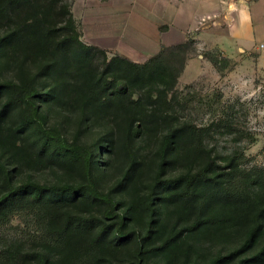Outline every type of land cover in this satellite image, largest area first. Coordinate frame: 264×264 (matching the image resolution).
Returning <instances> with one entry per match:
<instances>
[{"label": "trees", "instance_id": "16d2710c", "mask_svg": "<svg viewBox=\"0 0 264 264\" xmlns=\"http://www.w3.org/2000/svg\"><path fill=\"white\" fill-rule=\"evenodd\" d=\"M169 48L144 63L106 61L82 42L70 0H0V221L21 207L43 221L38 248L13 250L9 264H197V246L233 232L242 243L206 264H264V169L219 162L206 130L164 115L167 89L151 87L176 82L160 63ZM53 114L74 127L72 141ZM105 126L95 146L82 140ZM148 137L159 147L144 160L136 145ZM115 145L126 166L106 190ZM23 164L74 180L19 181Z\"/></svg>", "mask_w": 264, "mask_h": 264}, {"label": "rangeland", "instance_id": "374dc122", "mask_svg": "<svg viewBox=\"0 0 264 264\" xmlns=\"http://www.w3.org/2000/svg\"><path fill=\"white\" fill-rule=\"evenodd\" d=\"M70 3L82 42L107 51L106 61L118 55L144 63L158 49H168L170 46L169 51L174 53L163 56L160 63L175 68L172 71L175 75H170L176 77V82L172 85L168 77L166 84L169 88L156 83L151 87L152 93L167 89V101L161 108L164 115L171 117L176 124L183 123L206 130L204 143L219 162L238 156L243 168L264 169V68L258 63L257 53L258 50L264 54V49H250L241 53L237 52L238 49H227L229 52H226L224 49L208 48L203 41L198 40V35L212 24V20L217 19L218 24L215 23V26L218 31L226 33V21L231 18L235 6L223 2L220 6L205 9L203 22L188 30V33L184 30L187 40L185 45L179 47L174 42L178 43L180 36L165 39L169 30L175 31L176 35H180L181 31L178 26H174V20L165 18V10L174 15L180 14L182 8L194 11L192 6L174 5L165 8L163 5L151 4L149 0H70ZM252 12L258 32L256 42L259 44V40L264 39V0L253 3ZM197 14L196 11V17ZM255 45L254 40L250 46ZM212 59L217 60L216 65ZM99 61L105 62L101 54ZM139 95H144V92L136 90V97ZM49 123L61 126L69 141L74 139V127L68 126L57 114L50 116ZM106 123L109 127L114 125ZM109 127L94 129L82 140L89 146H95L102 134L110 130ZM148 138L139 139L136 145L144 160L154 158L159 147L158 139ZM110 159L113 168L101 184L106 190L112 187L126 166L125 152L121 147L116 148L115 145ZM181 170L178 166L177 171H169L168 175L179 174ZM19 172V181L29 177L44 184L74 180L59 168L48 164H23ZM42 228L40 216L26 207L14 209L1 219L0 264H9L14 259L12 252L15 249L24 255L38 248ZM228 237L224 241L211 242L209 239L204 245L197 246L195 263L206 264L218 251L226 249L227 253L238 247L244 239V236L234 232ZM182 262L177 260L175 264Z\"/></svg>", "mask_w": 264, "mask_h": 264}, {"label": "crops", "instance_id": "0c3cea01", "mask_svg": "<svg viewBox=\"0 0 264 264\" xmlns=\"http://www.w3.org/2000/svg\"><path fill=\"white\" fill-rule=\"evenodd\" d=\"M149 1L151 4L157 6L163 5L165 6V8H169L174 5L194 7V11H188L182 8L180 14L174 15L171 14L172 12H170L169 10H165V13H167L165 14V18L174 20L176 23L174 24V26H178L179 30L181 29L180 35H176L175 31L173 32L171 30H169V32L165 35V39H168L170 37L177 38L180 36L179 39L181 40H179L178 43L174 42V45L185 44L187 40L186 34L189 32L188 30H192L191 28H194V26H197L199 23L203 22V12L205 9L207 10L210 7L213 8L214 6H220L224 2L226 4L235 6L236 8L231 18L226 21L227 32L221 33L220 31H218V27L215 26V23L218 24V20H212V24L205 27V29H203L202 32L198 35V40L203 41V43H205L208 48L224 49V51L226 52H229L227 49H238L237 52L240 53L245 51L248 52L250 51V49H264L261 47V45L264 44V39L259 40V44H257L256 42V36L258 32L256 30L255 20L252 12V4L260 0H232V2H227L225 0H163V3H161V0ZM196 11L198 13L197 17L195 16ZM184 30H186V34L183 33ZM254 40L256 43L255 47L250 46L252 45ZM160 51L161 49H158V51H155L154 55H152L151 57L157 55ZM231 52L236 51L232 50ZM257 53L259 54L258 63L262 68H264V54L258 50Z\"/></svg>", "mask_w": 264, "mask_h": 264}, {"label": "built area", "instance_id": "2783aa9c", "mask_svg": "<svg viewBox=\"0 0 264 264\" xmlns=\"http://www.w3.org/2000/svg\"><path fill=\"white\" fill-rule=\"evenodd\" d=\"M261 47L264 48V44H262Z\"/></svg>", "mask_w": 264, "mask_h": 264}]
</instances>
